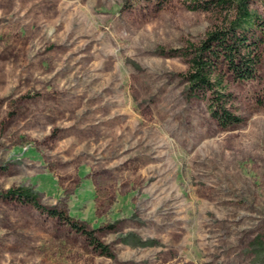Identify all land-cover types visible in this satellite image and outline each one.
I'll return each mask as SVG.
<instances>
[{"label": "rangeland", "instance_id": "obj_1", "mask_svg": "<svg viewBox=\"0 0 264 264\" xmlns=\"http://www.w3.org/2000/svg\"><path fill=\"white\" fill-rule=\"evenodd\" d=\"M250 7L264 28V0ZM232 15L215 0H0V195L38 191L112 254L0 196V264H264V31L256 80L223 68L240 123L221 127L183 78L189 46Z\"/></svg>", "mask_w": 264, "mask_h": 264}, {"label": "trees", "instance_id": "obj_2", "mask_svg": "<svg viewBox=\"0 0 264 264\" xmlns=\"http://www.w3.org/2000/svg\"><path fill=\"white\" fill-rule=\"evenodd\" d=\"M215 5L230 8V16L224 27L216 28L206 34L198 45H190L189 70L183 76L186 82L188 99L208 97L210 112L223 128H228L241 122V119L231 112L233 94L225 84V67L238 81H254L257 79V69L261 62L259 53L261 41L259 34L264 31L262 18L251 9V0H215ZM264 106V100H259ZM4 199L17 201L24 205H32L50 217L66 223L86 237L89 244L101 255L112 257L109 246L102 243L97 236V230L91 229L84 222L70 217L65 211L48 208L41 204L40 194L30 187L11 188L1 195ZM112 228L113 226H108ZM125 245L137 247H152L154 240H142L133 233L122 236ZM252 246L258 261L264 262V241L257 237Z\"/></svg>", "mask_w": 264, "mask_h": 264}]
</instances>
